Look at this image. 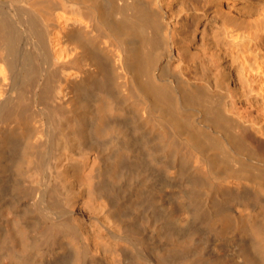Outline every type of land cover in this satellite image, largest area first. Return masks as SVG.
<instances>
[{
    "label": "bare ground",
    "instance_id": "1",
    "mask_svg": "<svg viewBox=\"0 0 264 264\" xmlns=\"http://www.w3.org/2000/svg\"><path fill=\"white\" fill-rule=\"evenodd\" d=\"M0 264H264V0H0Z\"/></svg>",
    "mask_w": 264,
    "mask_h": 264
}]
</instances>
